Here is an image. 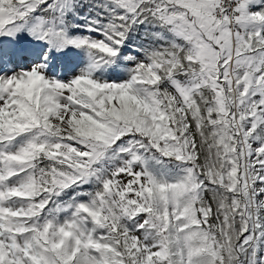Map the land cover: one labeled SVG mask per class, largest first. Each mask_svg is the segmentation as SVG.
Listing matches in <instances>:
<instances>
[{"label": "snow or ice", "instance_id": "obj_1", "mask_svg": "<svg viewBox=\"0 0 264 264\" xmlns=\"http://www.w3.org/2000/svg\"><path fill=\"white\" fill-rule=\"evenodd\" d=\"M0 264H264V0H0Z\"/></svg>", "mask_w": 264, "mask_h": 264}]
</instances>
